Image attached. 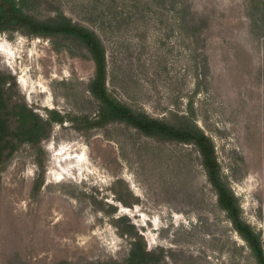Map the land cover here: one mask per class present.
I'll return each mask as SVG.
<instances>
[{"label": "rangeland", "instance_id": "obj_1", "mask_svg": "<svg viewBox=\"0 0 264 264\" xmlns=\"http://www.w3.org/2000/svg\"><path fill=\"white\" fill-rule=\"evenodd\" d=\"M190 1L213 14L204 45L182 30L174 10L152 0H38L29 11L45 17L61 8L94 27L106 46L108 87L133 108L162 118L192 107L214 139L244 217L264 237L262 42L248 31L244 0ZM0 69L15 75L19 91L43 114L48 107L97 112L87 87L94 61L71 37L1 32ZM43 146L38 191L32 192L38 165L26 147L1 173L0 264L16 257L33 264L122 259L129 242L111 217L123 214L148 248H165L171 264H256L193 144L149 136L123 121L87 130L66 120L54 124ZM118 177L131 192L129 204L110 188ZM109 203L116 205L112 213Z\"/></svg>", "mask_w": 264, "mask_h": 264}, {"label": "trees", "instance_id": "obj_2", "mask_svg": "<svg viewBox=\"0 0 264 264\" xmlns=\"http://www.w3.org/2000/svg\"><path fill=\"white\" fill-rule=\"evenodd\" d=\"M161 8L174 10L178 22L197 45H204L207 30L212 24L210 11H198L190 0H152ZM38 0H0V33L21 31L30 36L52 37L64 35L79 41L90 52L95 64L94 75L87 87L97 99L98 107L94 116L87 113L73 114L55 107L46 108L45 114L28 103L19 91L15 75L0 69V176L16 154L28 148L38 165V174L33 180L32 192L38 191L44 183L46 155L43 140L49 138L56 122L71 120L78 128L90 129L110 122L123 121L149 136L164 140L193 144L200 154L208 181L211 183L219 206L226 212L233 228L247 242L256 264H264L263 231L256 228L243 214L240 197L235 193L231 176L225 173L219 160L213 137L201 127L192 107L180 113L171 109L166 117H156L145 110L135 109L116 97L107 84L108 59L106 46L98 31L85 23L75 20L63 9L57 8L45 17L29 11ZM244 14L248 19V31L262 42L264 54V0H244ZM207 60H203L202 73L206 72ZM264 77V67L262 70ZM234 177H239L233 172ZM116 198L126 204L125 198L131 192L123 178L118 177L111 185ZM105 208V207H103ZM109 213L116 205L109 203ZM111 222L118 233L129 242V250L122 259L109 257L96 264H171L166 259L165 248H148L144 234L139 232L125 214L112 216ZM8 264H33L18 257ZM38 264H68L67 260Z\"/></svg>", "mask_w": 264, "mask_h": 264}]
</instances>
